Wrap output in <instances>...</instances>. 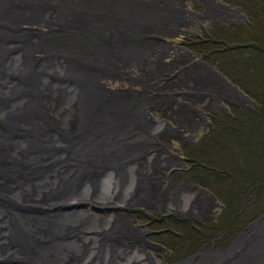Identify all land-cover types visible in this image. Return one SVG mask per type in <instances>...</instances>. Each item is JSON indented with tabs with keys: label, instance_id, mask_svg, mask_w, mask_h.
<instances>
[{
	"label": "bare ground",
	"instance_id": "1",
	"mask_svg": "<svg viewBox=\"0 0 264 264\" xmlns=\"http://www.w3.org/2000/svg\"><path fill=\"white\" fill-rule=\"evenodd\" d=\"M183 2L0 0V264H163L162 249L127 216L117 210L103 218L89 214L91 198L150 209L181 206L197 220L212 213L216 203L200 188L158 198L164 178L155 184L157 177L177 162L164 145L157 147V130L165 140L169 132L142 107H157V93L164 94L165 108L190 125L194 109L200 113L220 97L208 86L224 85L203 67L175 74L187 64L180 55L157 69L163 86L138 106L157 85V78L143 77L145 69L169 51L151 43L157 27L167 25L157 8L173 6L184 25ZM178 80L197 94L188 109L174 101L171 83ZM125 83L140 90H125ZM151 122L153 133L144 138ZM142 147L148 152L143 160ZM147 177L153 184H140ZM232 244L178 264H264V222Z\"/></svg>",
	"mask_w": 264,
	"mask_h": 264
},
{
	"label": "trees",
	"instance_id": "2",
	"mask_svg": "<svg viewBox=\"0 0 264 264\" xmlns=\"http://www.w3.org/2000/svg\"><path fill=\"white\" fill-rule=\"evenodd\" d=\"M241 1L244 4L239 5L247 15V24L229 28L212 25L204 38H207L205 45L209 48L213 44H220L225 50L248 56L250 59L244 63V71L241 69L233 73L230 66L232 57L228 60V57H224L226 55L199 47L201 41L193 44V51L255 101V106L252 110L230 107V114L211 116L207 133L200 135L196 142L181 147L188 163L184 173L188 181L209 190L223 205L215 222L193 228L188 220L173 216L156 220L141 211L137 212L140 218L157 225L158 232L164 236L162 244L170 251L164 260L166 264L185 259L197 252L199 246L210 237L220 234L225 236L224 246L228 247L241 230L262 212L259 208L264 202V198L261 200L264 193V185H261L264 184V0ZM215 51L223 52V47ZM217 58L222 60L219 64ZM242 138L252 141L250 151L255 157L262 155L259 159L256 157L250 162L249 158L252 157L249 155L247 159L248 149L242 152L245 157L241 160L244 161L231 158L235 154L233 148L237 142L243 141ZM253 192L256 200L251 202L250 195ZM255 207L258 211L250 213V208Z\"/></svg>",
	"mask_w": 264,
	"mask_h": 264
},
{
	"label": "water",
	"instance_id": "3",
	"mask_svg": "<svg viewBox=\"0 0 264 264\" xmlns=\"http://www.w3.org/2000/svg\"><path fill=\"white\" fill-rule=\"evenodd\" d=\"M147 8H151V7L147 6L146 8H142L141 11L142 12H146ZM157 9L162 12V15L165 13V15H163V18H165L167 20V25L164 28H158L157 27V39L154 40L151 43L157 45V47H166L169 50L171 47H170L169 44H167V42L165 40H172V39H175V37H176V31L177 30L174 29V27L178 26L177 20H176L177 19V13L174 10L173 6L170 7V8H166L164 4H162V7H158ZM173 13H175V15H173ZM167 54L168 53L159 55V58H157V68L158 69L159 68L161 69L163 67H168V66H170V64H172V63H167V62L164 61L165 58L167 57ZM187 55H190V54L187 53ZM193 66L203 67L204 69L207 68V70H209L212 73L213 79L216 80L221 85H224V89L223 90L220 89V88H217L216 84H214V83H213L214 86H211V87L208 86V89L210 91L211 90H217L220 93V97H219V99H218V101L216 103H208V102H206V104H203L201 111H208V112H212V114H217L216 111H213V110H214V108L215 109L219 108V111H217V112L227 113L228 112V107H226V106H224L222 104V102H225V101L228 104L234 105V106H237V107H245V106L248 105V107L251 108L252 105L254 104V102L248 96H246L243 92H241L236 86H233L226 78H224L222 76L221 73H219L213 67H211V66H209V65H207L205 63H197L196 65H193ZM178 81L171 83L172 84L171 86L175 87V86H178V85H180V86L181 85H183V86L186 85V84H182L181 81H179V82ZM169 88H170V86H169ZM178 88H180V87H178ZM185 88H187V87H185ZM192 96H193V98H195V97H197V94H189L188 96H184V97H186V99L188 98V100H186V101H188V103H189V101L192 100L191 99ZM145 103L146 102H144V99L141 98L140 102L138 103V106H142ZM180 106L186 107V105H182V104ZM187 108H188V104H187ZM190 109L192 110V106H190ZM194 112H196L195 109H194ZM196 115L197 114H195V116ZM167 117H169V115H167ZM199 120L200 119L194 120L193 122H191L190 126L192 127V129L196 131L197 128H198V125H200L201 122H202V123H204V128L203 129L206 130V126L208 124L207 119L204 117L203 119L200 120V122H199ZM151 123L153 125L152 124L144 125L147 129H148V127H151V129L149 130L150 133L148 131H146V133L144 134V138H150L151 134L153 133V132H151V130H153L152 127L155 124L153 122H151ZM156 125L157 126L167 125V122L157 123ZM167 131L169 132V135L167 136L166 140L162 139V138L161 139L159 138L161 141L166 142L167 139H168V142H172L173 140H175L179 144L187 142V141H183L182 138L178 137L177 134H175L174 132H171V130H167ZM159 133H161V132H159L157 130V135H159ZM189 137H191V136H189ZM191 138H193V137H191ZM143 141L146 144H148V142L145 141L144 139H143ZM190 141H192V140H190ZM142 149H143V151H145V155H141V159L142 160L143 159H147L148 152L143 147H142ZM104 160L105 161L107 160L106 157H104ZM149 161H146V164H149ZM154 164L156 165L157 163H155V161H154ZM171 165H172V163L166 164L162 169L165 170ZM146 180H145V182H142L140 180V184L151 183V181H152V184H153V177H150V178L147 177ZM160 180H161V175L159 174L155 184L158 183V181H160ZM160 188H161V185H157V194L158 195H159ZM201 190H203V189H201ZM263 222H264V213L255 222L251 223L250 227H253V232H254V228L256 226H260ZM232 245L233 244H231L230 246H232Z\"/></svg>",
	"mask_w": 264,
	"mask_h": 264
},
{
	"label": "rangeland",
	"instance_id": "4",
	"mask_svg": "<svg viewBox=\"0 0 264 264\" xmlns=\"http://www.w3.org/2000/svg\"><path fill=\"white\" fill-rule=\"evenodd\" d=\"M242 2V1H241ZM241 2H239V4H242ZM238 3V2H237ZM223 20H224V18H222ZM222 19H219L220 21H222ZM199 30V29H198ZM199 47H207L206 45H205V43L204 44H202V43H200L199 45H198ZM221 47H223V52H218V51H215V50H218V49H221ZM190 48V47H189ZM207 48H209V47H207ZM217 48V49H216ZM191 49H193V47L191 48ZM210 50H212L213 52H215L216 54L218 53V55H222V56H224V55H226V56H224V57H228V60L232 57V59L230 60V62H231V65L230 66H232V68H233V73H235L236 72V70L237 71H239V70H243L244 71V69H245V67H244V63L246 62V61H248L250 58L248 57V56H246V57H244L243 56V54H241V52H234V51H231V50H229V49H227V50H225V47L224 46H222V45H220V44H213V46H212V48H209ZM170 50V49H169ZM171 52V51H170ZM244 54H246V53H244ZM251 55V54H250ZM205 57V56H204ZM173 58H175V56L173 57ZM172 58V59H173ZM254 58V57H253ZM253 58H252V60H253ZM218 60H219V62H218V64L222 61V60H220L219 58H217ZM233 61V62H232ZM237 61V62H236ZM254 61V60H253ZM234 62L236 63V65L234 64ZM191 63V61H189V63H187V65H184V66H181V69H184L186 66H188L189 64ZM217 64V65H218ZM225 66H227L226 64H224ZM256 66H257V64H256ZM226 72H228V73H231V72H229V71H226ZM248 74H250V73H248ZM246 75H247V72H246ZM251 75V74H250ZM245 81V80H244ZM232 84V83H231ZM233 85V84H232ZM233 86H236V85H233ZM185 87H191L190 86V84L189 83H187L186 85H184V86H182V87H180L181 88V90L182 91H184V92H189V90L187 89V88H185ZM237 87V86H236ZM248 87V86H247ZM238 88V87H237ZM249 89H250V87H248ZM174 89V91L176 92V93H180V91L179 90H177L176 89V87H174L173 88ZM239 89V88H238ZM240 90V89H239ZM241 91V90H240ZM241 92H243V91H241ZM192 99V98H191ZM186 100H188V98L186 99V97H184L183 95L182 96H178V98H176V100H174L176 103H178V104H183V105H187L188 104V101H186ZM159 108V107H158ZM159 109H163L162 111L163 112H165L166 114H169V116L170 117H172V118H174L175 119V122H176V127H175V129H173V128H171L174 124V122H169L170 124H171V127L169 126V125H164L165 126V129H167V130H171V132H174L175 134H179V133H186V130L188 131L190 128H189V122L188 121H181L180 120V118L178 117V113H176V114H174V113H170L166 108H165V106L163 105V103L162 104H160V108ZM188 109V108H187ZM206 111H204L203 112V114H201V116H204ZM191 114V113H190ZM194 114V113H193ZM165 115V114H164ZM190 117H192V115L191 116H187V118H190ZM157 120L158 121H160V122H162V121H167L166 120V118H164V117H160L159 115H158V113H157ZM191 120H192V118H191ZM173 124V125H172ZM199 131H200V129H199ZM242 140L243 141H241V142H237L238 144L236 145V147H234L233 148V151H234V153L235 154H233V155H231V158L232 159H240V161H244V160H241L243 157H245V155H243V151L245 150V149H248V152H247V154H248V157H247V159L249 158V155H250V157H252V159L251 158H249V161L250 162H252V160H255V158L257 157L258 158V156H256L255 157V155H253V152L251 153V151H252V141H246V140H244L243 138H242ZM167 141H168V139H167ZM161 144L162 143H164L163 141H159ZM166 143V142H165ZM164 146H165V144H164ZM171 148H177V145L176 146H174V147H171ZM173 150V149H172ZM251 150V151H250ZM241 153V154H240ZM262 156V155H261ZM260 156V157H261ZM259 157V158H260ZM258 158V159H259ZM239 162V161H238ZM231 166H233V165H231ZM264 170V169H263ZM180 177V176H179ZM182 179L181 178H178V180H177V182H180ZM263 183H264V181H262ZM181 183H183V182H181ZM186 183V182H185ZM187 184V183H186ZM261 185H264V184H261ZM186 186H184L183 185V187H182V189H184ZM186 189V188H185ZM203 191V190H202ZM204 193H207V195H209V194H211V195H214L213 193H211L209 190H207V189H205V191H204ZM209 193V194H208ZM204 194H200L199 195V197H201V196H203ZM210 196V195H209ZM250 197H251V202H254V200H256V195H255V192H253L251 195H250ZM263 198H264V193L262 194V196H261V200L263 201ZM218 200V199H217ZM219 201V200H218ZM260 210H262V212L260 213V215L255 219V220H253L252 222H250L248 225H247V227L246 228H244L243 230H241V232L240 233H242L244 230H246V229H248L249 227H250V225H251V223H253V222H255L263 213H264V202H262V205L260 206V208H259ZM250 210H251V212L250 213H256L258 210H257V207H255V209H253V208H250ZM254 210V211H253ZM211 214V213H210ZM209 214V215H210ZM202 221H204V220H202ZM139 222H140V220H139ZM140 224H142L141 222H140ZM143 225V224H142ZM144 226V225H143ZM147 229L149 230V231H152V232H158L159 231V229H157V225H151V226H148L147 227ZM152 235V238L154 239V240H157V243H160V240L163 238L164 239V236H153V234H151ZM151 235H149V237L151 236ZM239 236V235H238ZM162 239V240H163ZM224 239H225V236L223 235V236H221L220 237V240L219 241H217V240H215V237L213 236V237H210L209 238V240L208 241H206L207 242V244L209 243V245L207 246V247H205L204 249H203V251H200L199 252V254H201L202 252H204V251H206V250H218V249H221L220 251H223L224 250V247H226V246H224ZM161 240V241H162ZM153 241V240H152ZM206 242H204L203 244H205ZM233 242H234V240H233ZM233 242H231V243H233ZM202 244V245H203ZM226 244V243H225ZM202 249V247H201V245L199 246V249ZM227 249V248H226ZM158 253V252H157ZM166 256L167 255H163V259H165L166 258ZM186 261V260H185Z\"/></svg>",
	"mask_w": 264,
	"mask_h": 264
},
{
	"label": "flooded vegetation",
	"instance_id": "5",
	"mask_svg": "<svg viewBox=\"0 0 264 264\" xmlns=\"http://www.w3.org/2000/svg\"><path fill=\"white\" fill-rule=\"evenodd\" d=\"M219 2H222V4L226 5V7L223 6V9H219ZM182 9L184 11V24L186 27V32L188 33L189 30L194 31L195 29L201 27L203 24H210L211 22H214V20L209 21L208 19H213V13H217L216 10H218V13H221L225 18H227L228 23L231 26L242 25L248 22L247 17H244L241 14V10L239 8L237 0H227V2L225 0H208L205 3H202V6L194 5L190 0H184ZM230 25H225L224 23L221 24V26L226 27H229ZM200 125L202 128L204 127V123H201ZM183 185V183L177 185L176 180L172 178L167 186L168 196L171 199L178 198L180 192L185 190V188L182 189Z\"/></svg>",
	"mask_w": 264,
	"mask_h": 264
}]
</instances>
